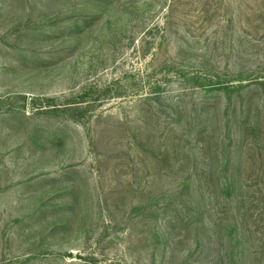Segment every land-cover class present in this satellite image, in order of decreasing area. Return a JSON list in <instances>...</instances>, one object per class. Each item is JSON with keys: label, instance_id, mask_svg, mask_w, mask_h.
I'll use <instances>...</instances> for the list:
<instances>
[{"label": "rangeland", "instance_id": "374dc122", "mask_svg": "<svg viewBox=\"0 0 264 264\" xmlns=\"http://www.w3.org/2000/svg\"><path fill=\"white\" fill-rule=\"evenodd\" d=\"M0 264H264V0H0Z\"/></svg>", "mask_w": 264, "mask_h": 264}]
</instances>
